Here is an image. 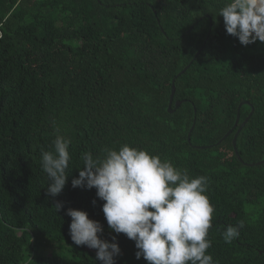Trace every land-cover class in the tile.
Here are the masks:
<instances>
[{
    "label": "trees",
    "instance_id": "trees-1",
    "mask_svg": "<svg viewBox=\"0 0 264 264\" xmlns=\"http://www.w3.org/2000/svg\"><path fill=\"white\" fill-rule=\"evenodd\" d=\"M226 0H0V264H102L75 245L68 208L118 243L115 264H149L135 242L107 224L96 189L73 187L81 153L122 145L208 177L214 206L207 250L215 264H264V42L226 33ZM199 53L194 57L196 51ZM174 111L167 110L172 78ZM239 122L220 142L235 121ZM190 140H187L188 131ZM70 138L67 183L52 197L42 150ZM196 145L205 146L197 148ZM63 207L56 212L55 203ZM95 201V203H93ZM245 226L231 243L222 232ZM115 237V240H113ZM64 240L69 255L40 253Z\"/></svg>",
    "mask_w": 264,
    "mask_h": 264
},
{
    "label": "clouds",
    "instance_id": "clouds-1",
    "mask_svg": "<svg viewBox=\"0 0 264 264\" xmlns=\"http://www.w3.org/2000/svg\"><path fill=\"white\" fill-rule=\"evenodd\" d=\"M218 15L226 33L238 37L242 45L264 42V0H226ZM57 133L52 150H42L41 158L52 197L64 189L71 160L70 138L59 134V129ZM81 159L83 167L72 186L96 189L109 228L135 242L137 259L143 256L149 264H215L207 253L214 212L206 194L208 177L190 178L170 161L127 144L118 150L105 148L102 156L83 152ZM54 207L58 212L63 205L57 201ZM66 214L71 217L69 234L74 244L95 249L102 264H115L121 249L98 236L101 223L84 210L68 208ZM244 226L243 220L229 224L222 232L224 242L231 243Z\"/></svg>",
    "mask_w": 264,
    "mask_h": 264
},
{
    "label": "water",
    "instance_id": "water-1",
    "mask_svg": "<svg viewBox=\"0 0 264 264\" xmlns=\"http://www.w3.org/2000/svg\"><path fill=\"white\" fill-rule=\"evenodd\" d=\"M200 49H201V47L196 51V53H195V55H194V57H196L197 55H198V53H199V51H200ZM194 57L172 78V80H171V89H170V94H169V100H168V106H167V110L169 111V112H172V111H174V109L175 108H177L178 106H179V104L181 103V100H176L175 102H174V107L172 108L171 107V105H172V102H173V94H174V91H175V85H174V80H175V78L177 77V75H179V74H181V73H183L184 71H185V69L189 66V64L191 63V61L194 59ZM244 103H246V104H250L248 101H241V102H239L238 103V105H237V109H236V117H235V121H234V123H233V126L229 129V130H227V132L218 140V142H220L221 140H223L232 130H233V128L234 127H236L237 125H238V122H239V109H240V106L242 105V104H244ZM252 111H253V107H252V105H251V110L249 111V113L247 114V116L240 122V124L238 125V127H237V129H236V131H235V133H234V135H233V137H232V146H233V150H234V153H235V155L237 156V158L240 160V161H242L244 164H247V165H257V164H261V163H263L264 162V158L263 159H261V160H259V161H256V162H254V163H247V162H244L242 159H241V157H240V155H239V153H238V151H237V148H236V137H237V134H238V132H239V130L242 128V126L248 121V119H249V117H250V115L252 114ZM192 127H193V124L191 125V127H190V129H189V131H188V136H187V140L189 141L190 140V132H191V129H192ZM195 147H197V148H203V147H205V146H202V145H196Z\"/></svg>",
    "mask_w": 264,
    "mask_h": 264
},
{
    "label": "rangeland",
    "instance_id": "rangeland-1",
    "mask_svg": "<svg viewBox=\"0 0 264 264\" xmlns=\"http://www.w3.org/2000/svg\"><path fill=\"white\" fill-rule=\"evenodd\" d=\"M39 252L46 254V253H60L62 255H69V252L67 251L69 245L66 241L60 240V241H51L47 240L46 238H41L39 240Z\"/></svg>",
    "mask_w": 264,
    "mask_h": 264
}]
</instances>
